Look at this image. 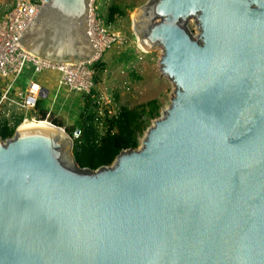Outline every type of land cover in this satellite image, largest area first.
<instances>
[{
	"label": "water",
	"instance_id": "water-1",
	"mask_svg": "<svg viewBox=\"0 0 264 264\" xmlns=\"http://www.w3.org/2000/svg\"><path fill=\"white\" fill-rule=\"evenodd\" d=\"M41 1L19 45L88 61L92 0ZM134 32L169 105L96 170L60 127L0 138V264H264V0H153Z\"/></svg>",
	"mask_w": 264,
	"mask_h": 264
},
{
	"label": "built area",
	"instance_id": "built-area-1",
	"mask_svg": "<svg viewBox=\"0 0 264 264\" xmlns=\"http://www.w3.org/2000/svg\"><path fill=\"white\" fill-rule=\"evenodd\" d=\"M93 4L94 0L90 4L88 34L95 53L88 61L75 64H56L41 60L19 45V37L37 14L42 5L41 0H13L6 13L0 17V126L5 125L16 131L20 123L39 121V118L22 117V113L37 114V103L48 102L53 95L49 109L45 110L44 121L48 122L50 115L54 113L52 107H55L60 91L82 97L90 96L93 103H96L95 95H91L95 86V64L100 63L105 52L121 45L123 38L94 14ZM24 76L27 80L23 81ZM46 82L53 84V94L45 86ZM97 104L99 105L98 102ZM108 113L97 110L96 125L100 135H103L104 120L117 115ZM79 135V130H74L72 139H77Z\"/></svg>",
	"mask_w": 264,
	"mask_h": 264
},
{
	"label": "rangeland",
	"instance_id": "rangeland-1",
	"mask_svg": "<svg viewBox=\"0 0 264 264\" xmlns=\"http://www.w3.org/2000/svg\"><path fill=\"white\" fill-rule=\"evenodd\" d=\"M34 1L38 2L40 0ZM151 1L153 0H94L93 4L95 7L94 14L110 26L113 32L118 33L123 38L121 45L114 46L111 50L105 52L101 58L99 71L96 74L98 83L94 86V101L96 103L93 104H95L96 112L97 110L102 113L108 111L110 113L108 115H112L117 113L120 108L134 109L152 100H156L159 106V116L151 122L148 121L147 128L139 135L138 148L146 130L153 121L160 118L162 111L169 105L173 92L172 84L163 78L158 70L160 51H142L138 46L139 37H136L134 32L135 17L138 15L139 10ZM12 2L13 0H0V17L6 13ZM111 8L118 9L119 13L114 16L111 22H107V13ZM187 27L193 36L198 34L194 21H189ZM24 80H27L26 76L23 77ZM76 98L75 104H79L78 100L80 104L84 102V109L86 97L76 95ZM107 102L109 103L107 104ZM72 106L71 103L61 107L58 106L57 111L58 113L61 111L62 114L58 116L53 113L50 115L48 122L36 121L51 126H61L60 128L64 129L67 135H72L75 121L78 118L76 115L79 113ZM43 107L45 110L49 109L47 102H43ZM53 109L54 107H52ZM22 114V117L28 119H40L38 113L35 112H23ZM62 115L67 119V122H72L70 127L62 125Z\"/></svg>",
	"mask_w": 264,
	"mask_h": 264
},
{
	"label": "trees",
	"instance_id": "trees-1",
	"mask_svg": "<svg viewBox=\"0 0 264 264\" xmlns=\"http://www.w3.org/2000/svg\"><path fill=\"white\" fill-rule=\"evenodd\" d=\"M118 13V9L111 8L107 13V22H111ZM99 67L100 63L95 64V85L98 83L96 74ZM91 93L95 95V90ZM84 105L85 108L75 121L73 128L79 130L80 135L77 139H73L72 154L78 166L91 170L111 165L122 150L137 149L138 137L147 128L146 124L159 116V106L156 100L134 109L120 108L116 116L104 120L103 135H100L96 125L95 104L90 96L86 97ZM37 113L40 120H44L46 112L42 101L37 103ZM14 132V129H8L5 125L0 126L2 140L10 139Z\"/></svg>",
	"mask_w": 264,
	"mask_h": 264
},
{
	"label": "crops",
	"instance_id": "crops-1",
	"mask_svg": "<svg viewBox=\"0 0 264 264\" xmlns=\"http://www.w3.org/2000/svg\"><path fill=\"white\" fill-rule=\"evenodd\" d=\"M45 86L50 90V92H51V94H53V92H54V86H53V84L51 83V82H46L45 83ZM52 97H53V95H52ZM52 97L49 99V101L47 102V104L49 105V103H50V100L52 99ZM75 99H77L76 98V95H73V94H69V93H67L66 91H60L59 93H58V96H57V101H56V104H55V107H54V114L55 115H58V116H60L62 113H61V111H60V113H58V111H57V107L58 106H62V105H67V103H71L75 108V111H78L79 113H78V115H76L78 118H79V116H80V114L83 112V103L82 104H80V101L78 100L77 102L79 103V104H75ZM83 99V98H82ZM72 106V107H73ZM74 111V112H75ZM62 125L64 126L65 125V127H70L71 125H72V122L70 123V122H67L66 120L67 119H65V117L62 115ZM77 118V119H78ZM76 119V120H77Z\"/></svg>",
	"mask_w": 264,
	"mask_h": 264
},
{
	"label": "bare ground",
	"instance_id": "bare-ground-1",
	"mask_svg": "<svg viewBox=\"0 0 264 264\" xmlns=\"http://www.w3.org/2000/svg\"><path fill=\"white\" fill-rule=\"evenodd\" d=\"M138 46H139V48H141L142 51H145V50L143 49V46L141 45V41H140V39H139V44H138ZM145 52H146V51H145ZM39 121H40V120H39ZM43 121H44V120H43ZM34 122H36V123H34ZM32 128H43V129L53 130V126L48 125V124H45V123H43V122H38V121H36V120H34V121H32V122L27 121V122L21 124V125L19 126L18 129H19V131H24V130L32 129Z\"/></svg>",
	"mask_w": 264,
	"mask_h": 264
}]
</instances>
